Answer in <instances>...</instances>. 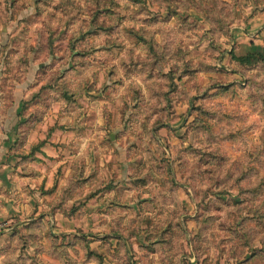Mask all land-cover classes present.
<instances>
[{"label": "rangeland", "instance_id": "rangeland-1", "mask_svg": "<svg viewBox=\"0 0 264 264\" xmlns=\"http://www.w3.org/2000/svg\"><path fill=\"white\" fill-rule=\"evenodd\" d=\"M4 142L0 264H264V0H0Z\"/></svg>", "mask_w": 264, "mask_h": 264}, {"label": "crops", "instance_id": "crops-1", "mask_svg": "<svg viewBox=\"0 0 264 264\" xmlns=\"http://www.w3.org/2000/svg\"><path fill=\"white\" fill-rule=\"evenodd\" d=\"M8 145L4 142L0 145V216L4 219L8 216L14 206L17 196V184L14 182L16 173L7 165L8 162Z\"/></svg>", "mask_w": 264, "mask_h": 264}, {"label": "trees", "instance_id": "trees-1", "mask_svg": "<svg viewBox=\"0 0 264 264\" xmlns=\"http://www.w3.org/2000/svg\"><path fill=\"white\" fill-rule=\"evenodd\" d=\"M247 56H250L249 54H246V55H243V56H237L236 57V59L239 61V62H241V61H243V62H245V61H247Z\"/></svg>", "mask_w": 264, "mask_h": 264}, {"label": "built area", "instance_id": "built-area-1", "mask_svg": "<svg viewBox=\"0 0 264 264\" xmlns=\"http://www.w3.org/2000/svg\"><path fill=\"white\" fill-rule=\"evenodd\" d=\"M5 229V224L0 220V233Z\"/></svg>", "mask_w": 264, "mask_h": 264}]
</instances>
